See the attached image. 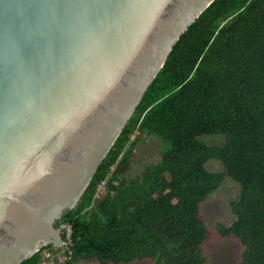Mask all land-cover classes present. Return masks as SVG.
Instances as JSON below:
<instances>
[{
    "label": "trees",
    "instance_id": "trees-1",
    "mask_svg": "<svg viewBox=\"0 0 264 264\" xmlns=\"http://www.w3.org/2000/svg\"><path fill=\"white\" fill-rule=\"evenodd\" d=\"M140 133L163 148L126 175ZM215 134L225 139H201ZM211 159L222 172L206 167ZM225 176L239 190L229 202L233 220L216 229L241 243L239 264H264V0H212L179 36L77 203L55 221L71 226L63 264H206L199 204ZM52 247L18 264H42Z\"/></svg>",
    "mask_w": 264,
    "mask_h": 264
},
{
    "label": "water",
    "instance_id": "water-1",
    "mask_svg": "<svg viewBox=\"0 0 264 264\" xmlns=\"http://www.w3.org/2000/svg\"><path fill=\"white\" fill-rule=\"evenodd\" d=\"M212 0H0V264L63 238L179 36Z\"/></svg>",
    "mask_w": 264,
    "mask_h": 264
},
{
    "label": "rangeland",
    "instance_id": "rangeland-1",
    "mask_svg": "<svg viewBox=\"0 0 264 264\" xmlns=\"http://www.w3.org/2000/svg\"><path fill=\"white\" fill-rule=\"evenodd\" d=\"M209 144L221 143L225 137L220 134L201 136ZM163 148V140L154 134L140 133L131 152L126 175L137 174L142 167L158 159ZM206 167L212 171H223V167L215 159L207 162ZM239 185L229 177L224 178L216 190L209 193L199 204V214L203 219L208 234L202 243V253L206 264H239L242 246L232 235L223 236L217 224L229 225L234 218L229 202L238 194ZM44 264V263H42ZM71 264H101L96 259H83ZM112 264V263H107ZM119 264H155L151 258H138L128 263Z\"/></svg>",
    "mask_w": 264,
    "mask_h": 264
},
{
    "label": "built area",
    "instance_id": "built-area-1",
    "mask_svg": "<svg viewBox=\"0 0 264 264\" xmlns=\"http://www.w3.org/2000/svg\"><path fill=\"white\" fill-rule=\"evenodd\" d=\"M113 169V167H111ZM107 178L100 180L96 184L95 197H98L105 189ZM56 229L61 234L63 241L59 245H53L51 250L46 252V257L42 260L44 264H63L69 258L71 250L69 249L71 226L66 221H59Z\"/></svg>",
    "mask_w": 264,
    "mask_h": 264
}]
</instances>
